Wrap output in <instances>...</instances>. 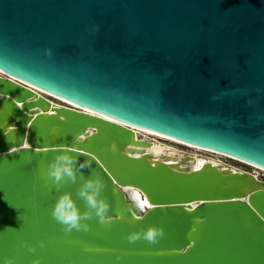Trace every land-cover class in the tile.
Instances as JSON below:
<instances>
[{
	"label": "water",
	"instance_id": "95a60500",
	"mask_svg": "<svg viewBox=\"0 0 264 264\" xmlns=\"http://www.w3.org/2000/svg\"><path fill=\"white\" fill-rule=\"evenodd\" d=\"M131 125L264 169V0H0V261L264 264V176L155 158ZM69 149L110 203L89 231L51 214L92 212L79 172L47 176Z\"/></svg>",
	"mask_w": 264,
	"mask_h": 264
},
{
	"label": "clouds",
	"instance_id": "9594fccd",
	"mask_svg": "<svg viewBox=\"0 0 264 264\" xmlns=\"http://www.w3.org/2000/svg\"><path fill=\"white\" fill-rule=\"evenodd\" d=\"M75 151V149H69L58 153L55 160L51 161L47 166V176L57 189L60 187V182L65 179L75 183L79 172L83 183L79 187L77 194L84 199L88 208L92 210V212H82L71 192H63L54 204L51 214L64 227L65 233H71L73 229L89 231L91 226L83 221L94 213L99 221L104 222L110 209V203L100 195L104 188L102 178L92 175L85 178L80 170L91 167V161L80 160L79 155L73 154ZM143 235L146 240L155 243L157 238L163 235V229L151 227ZM138 236L139 233L129 234L128 239L129 241H134ZM43 244L44 242L42 241L41 246ZM0 264H14V261L12 258H7L4 261H0ZM33 264H40L39 258L34 259ZM68 264H76V262L69 261Z\"/></svg>",
	"mask_w": 264,
	"mask_h": 264
},
{
	"label": "bare ground",
	"instance_id": "6f19581e",
	"mask_svg": "<svg viewBox=\"0 0 264 264\" xmlns=\"http://www.w3.org/2000/svg\"><path fill=\"white\" fill-rule=\"evenodd\" d=\"M40 93H42L45 96L51 95L52 97H54L52 99V101L54 103H59V104H63V105L68 106V107H73L75 109H80V110H85V111H90L92 113H95L91 110H88L85 107H82L76 103H73V102L68 101L64 98H61V97H58V96L53 95L51 93H48L46 91L40 90ZM96 114H98V113L96 112ZM98 115H101V116H103L107 119H110V120H114L113 118L106 116L104 114H98ZM126 125H128V124H126ZM130 127L135 129L137 136L144 135L145 137H149V138L153 139V141L150 143L149 146L142 148V151L149 152V153L153 154L155 156V158H164V159H168V160H181V157L184 155V153L177 152V149L174 146V144L178 143V144H182V145H185L187 147H190V148H192V150H195L196 152L197 151H207L208 152V153L202 154V155L198 154V156H197V153H191L193 155V160L188 161V163L186 161L187 166L190 168H197L204 161H210L211 163H214V164H220L223 167H225L226 165H229L232 169H243L239 166H236V165L229 163L226 160L221 159L220 155H223V157H227L229 159L236 160L242 164L244 163L245 165L252 166L254 168V171H252V172L257 176L259 175L260 171H264L263 168L258 167L257 165L245 162L243 160H240V159L232 157V156H227V155H224V154H221V153H218V152H215V151L203 148V147H199V146L192 145L189 143H184V142L172 139L170 137H167L165 135H162V134H159L156 132H152L149 130H145V129H142V128H139L136 126L131 125ZM131 195L136 199V202L140 205L141 208H144V206L148 203V202L144 203V201H146L145 199L141 200L139 193L137 192L136 189H134V193L133 194L131 193Z\"/></svg>",
	"mask_w": 264,
	"mask_h": 264
},
{
	"label": "rangeland",
	"instance_id": "374dc122",
	"mask_svg": "<svg viewBox=\"0 0 264 264\" xmlns=\"http://www.w3.org/2000/svg\"><path fill=\"white\" fill-rule=\"evenodd\" d=\"M174 146L176 147L177 152H182V153L188 152V153H197V154L199 153V155L208 153L207 151H197L196 152L195 150H192V148L187 147V146L182 145V144H178V143L174 144ZM220 158L223 159V160L228 161L229 163H231L233 165L239 166V167H241L243 169H247V170H249L251 172L254 171V168L252 166L245 165L244 163L242 164V163H240V162H238L236 160H232V159H229L227 157H223V155H220ZM259 176H264V171H260Z\"/></svg>",
	"mask_w": 264,
	"mask_h": 264
},
{
	"label": "snow or ice",
	"instance_id": "6c2138e0",
	"mask_svg": "<svg viewBox=\"0 0 264 264\" xmlns=\"http://www.w3.org/2000/svg\"><path fill=\"white\" fill-rule=\"evenodd\" d=\"M144 203H147V201H144Z\"/></svg>",
	"mask_w": 264,
	"mask_h": 264
}]
</instances>
